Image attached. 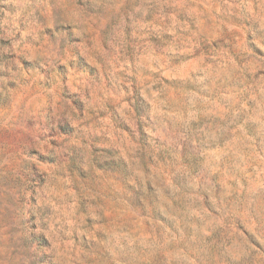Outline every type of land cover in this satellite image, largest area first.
I'll return each instance as SVG.
<instances>
[{"label": "clouds", "instance_id": "1", "mask_svg": "<svg viewBox=\"0 0 264 264\" xmlns=\"http://www.w3.org/2000/svg\"><path fill=\"white\" fill-rule=\"evenodd\" d=\"M0 264H264V0H0Z\"/></svg>", "mask_w": 264, "mask_h": 264}]
</instances>
